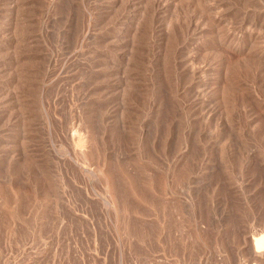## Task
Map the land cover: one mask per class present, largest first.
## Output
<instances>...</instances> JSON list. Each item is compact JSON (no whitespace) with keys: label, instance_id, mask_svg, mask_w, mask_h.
<instances>
[{"label":"rangeland","instance_id":"obj_1","mask_svg":"<svg viewBox=\"0 0 264 264\" xmlns=\"http://www.w3.org/2000/svg\"><path fill=\"white\" fill-rule=\"evenodd\" d=\"M259 234L264 0H0V264H264Z\"/></svg>","mask_w":264,"mask_h":264},{"label":"bare ground","instance_id":"obj_2","mask_svg":"<svg viewBox=\"0 0 264 264\" xmlns=\"http://www.w3.org/2000/svg\"><path fill=\"white\" fill-rule=\"evenodd\" d=\"M156 3V2H155ZM174 5V4H173ZM159 6V5H158ZM153 7H155L154 6V4H153ZM174 7V6H173ZM180 7V6H179ZM156 9V8H155ZM158 10V9H157ZM161 10V9H160ZM159 11V10H158ZM162 11V10H161ZM161 11H159V12H161ZM173 11V10H172ZM156 12V11H155ZM182 12V11H181ZM152 13V12H151ZM158 13V12H157ZM155 15H158V14H155ZM189 17V16H188ZM151 22V21H150ZM194 22V21H193ZM196 22V21H195ZM149 23V22H148ZM188 23H189V21H188ZM186 24V23H185ZM147 25V24H146ZM214 25V24H213ZM178 26V25H177ZM198 26V25H197ZM263 26V25H262ZM261 26V27H262ZM194 27V26H193ZM192 27V28H193ZM179 30V29H178ZM198 30V29H197ZM189 31V30H188ZM188 31H187V33H188ZM192 31L190 30V33H191ZM151 33V32H150ZM174 33V32H173ZM196 33V32H195ZM219 33V32H218ZM175 36V35H174ZM188 36V35H187ZM191 36V35H190ZM190 36H188V37H190ZM194 36V35H193ZM201 36V35H200ZM250 36V35H249ZM192 37V36H191ZM193 39V38H192ZM240 41V40H239ZM187 43V42H186ZM246 44V43H245ZM226 47V46H225ZM182 48V47H181ZM208 48V47H207ZM228 48V47H227ZM186 49V48H185ZM257 51V50H256ZM194 56V55H193ZM182 58V57H181ZM263 58V57H262ZM194 61V60H193ZM190 62V61H189ZM263 62V61H262ZM188 70V69H187ZM187 72H189V71H187ZM226 79V78H225ZM192 83V82H191ZM249 83V82H248ZM248 85V84H247ZM223 88V87H222ZM237 89H239V88H237ZM241 91V90H240ZM248 97V96H247ZM118 200V199H117ZM260 235V234H259ZM257 236V235H256ZM244 241V240H243ZM250 242V241H249ZM264 246V235H260L259 237H255L254 238V252H255V259H260V261H261V259H262V253H261V251L262 250H260V248H262ZM256 264V263H255Z\"/></svg>","mask_w":264,"mask_h":264}]
</instances>
